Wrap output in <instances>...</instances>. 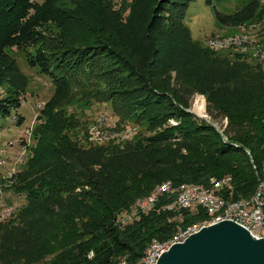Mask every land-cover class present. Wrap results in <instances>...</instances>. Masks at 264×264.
<instances>
[{"label": "trees", "instance_id": "trees-1", "mask_svg": "<svg viewBox=\"0 0 264 264\" xmlns=\"http://www.w3.org/2000/svg\"><path fill=\"white\" fill-rule=\"evenodd\" d=\"M58 1L46 0L51 12H59L54 8ZM186 4L173 3L174 18L155 15L154 24L165 22L155 27L160 35L151 37L159 42L158 71L138 79L137 100L131 103L133 112L140 109L154 130L170 119L180 123L136 138L124 148L102 145L84 150L64 135L68 123L60 121L49 138L41 139L27 170L17 175L18 187L29 194L28 204L16 218L5 221L7 217L0 216V264H139L154 242L170 241L181 230L212 217L202 207L169 210L175 194L159 198L148 211L140 209L138 202L159 185L171 181L176 188L209 187L231 176L237 201L221 195L223 180L215 184L227 202L254 194L258 178L250 159L264 178V60L257 56L258 63L251 65L238 57L231 63L193 42L181 23ZM39 9L37 0H0V64L5 62L3 50L18 45L34 28ZM258 11L254 1L232 16L217 13V18L222 25L242 27ZM171 47L178 54L168 66L162 58ZM67 55L71 62L76 59ZM186 58L203 73L197 67L183 69ZM124 68L128 74L145 69L137 64ZM68 74L67 69L54 77L56 92L44 110L49 119L60 117L53 113L71 95ZM196 93L206 97L213 123L192 113ZM0 113L10 115L5 106ZM225 119L226 140L214 126H223ZM125 215L130 220L121 219Z\"/></svg>", "mask_w": 264, "mask_h": 264}, {"label": "rangeland", "instance_id": "rangeland-1", "mask_svg": "<svg viewBox=\"0 0 264 264\" xmlns=\"http://www.w3.org/2000/svg\"><path fill=\"white\" fill-rule=\"evenodd\" d=\"M162 1L59 0L54 5L59 12L55 13L51 12L52 8L46 4V0H37L40 9L39 12L37 10L34 28L18 45L3 50L5 62L0 64V107L5 106L10 111L8 117L0 113V215L7 214L5 221L16 218L27 206L29 194L18 187L17 175L27 170L41 139L49 138L60 121L68 123L64 135L76 141L84 150L102 145L124 148L136 138L149 137L180 123L170 119L154 130L138 107L135 108L138 112H133L135 103L131 104L137 100L134 92L140 85L141 77L158 71L161 57L158 55L159 42L155 37L154 43L151 37L153 34L160 35V30L157 31L155 27L159 22L165 23L162 19L175 17L177 11L172 10L174 2L187 3L181 23L193 42L231 63H235L238 57H242L247 64L258 63L257 56L262 55L264 50V0ZM254 1L259 5L254 20L242 27L219 22L217 13L223 17L232 16ZM155 15L162 19L154 24ZM168 26L169 23L166 24ZM231 39L238 42L241 39L244 45L234 42L220 48V43ZM212 43L219 45L213 49ZM66 53L74 55L76 59L71 62L72 59L68 55L66 57ZM177 54L171 47L162 61L165 59L164 63L172 66ZM183 54L187 56L189 51L185 50ZM63 59L68 62L65 63ZM186 61L188 65L183 69L197 67L200 68L198 73H203L201 66L189 63L187 58ZM136 64L145 69L141 71L136 68L135 72L129 74L125 72L124 67ZM59 65L66 68L61 69ZM67 69L72 86L71 95L53 113H59L60 117L57 120L49 119L44 110L56 92L54 77L61 76ZM199 78L204 81L205 75ZM197 106L201 113L196 112ZM191 111L197 117L213 123L204 95L196 93L193 96ZM219 124H222L220 120ZM223 124L221 127L214 126L226 140L224 131L228 120L225 119ZM251 165L258 178L257 191L264 178L260 177L255 160ZM226 177L232 179L231 176H224L217 182ZM216 183L209 187L190 184L180 188L202 186L217 194ZM231 186L232 182L220 191L221 195L227 201H237L233 199ZM174 188L177 201L181 190L175 185ZM174 207L177 206L174 204ZM198 208L202 209L196 206L190 211ZM210 214L212 217L209 215L205 220L214 219L215 215ZM121 219L130 220L126 215Z\"/></svg>", "mask_w": 264, "mask_h": 264}, {"label": "water", "instance_id": "water-1", "mask_svg": "<svg viewBox=\"0 0 264 264\" xmlns=\"http://www.w3.org/2000/svg\"><path fill=\"white\" fill-rule=\"evenodd\" d=\"M157 264H264V239L232 221L202 229L162 255Z\"/></svg>", "mask_w": 264, "mask_h": 264}, {"label": "bare ground", "instance_id": "bare-ground-1", "mask_svg": "<svg viewBox=\"0 0 264 264\" xmlns=\"http://www.w3.org/2000/svg\"><path fill=\"white\" fill-rule=\"evenodd\" d=\"M242 39V38H241ZM241 39L236 41L230 40L226 41L224 43H220V48L224 46L232 45L234 42L239 43L241 46L244 45ZM219 44L214 45L212 43L211 48L214 49V47H217ZM236 45V44H235ZM264 52V50L262 51ZM261 54V51H260ZM259 55V54H258ZM261 59L264 60V53L259 56ZM196 112L201 113V109L199 106L196 107ZM204 111V110H203ZM202 115V114H201ZM248 154H250L248 152ZM251 163L254 164V161L251 160ZM231 178L227 177L224 178L222 181V185L224 187H227L231 183ZM263 184L264 181L261 180L259 183L257 191L254 193V196H252L248 200H242L240 202H227L222 196L219 194H216L214 192H211L209 189L202 187V186H193V187H182L179 189L181 190L180 194L178 195V200L175 202V205L178 208L181 209H192L193 207L199 206L204 209H207L210 213H213L215 215L213 220H205L202 223L195 224L193 226L188 227L184 231L179 232L173 239L167 242H154L152 246L147 251L145 257L141 260L140 264L144 263V259L146 257H152V264H157L159 259L161 258V253H155V252H164L165 248H170L174 245H176L177 241L178 244L185 242V240H179L180 237L186 235V232L190 231H196L197 229H202L209 227L210 225L218 224L219 222L224 221H231L237 222L238 225L242 226L241 219L239 218H231L232 215H239V217H248V214H250V210L254 209V206L259 201L260 196L263 192ZM178 191V190H177ZM175 191L174 184L171 182H166L163 185L157 187L155 192L147 199L140 200L138 202V207L142 209L143 211L149 210L153 204L157 201L160 196H166V195H173ZM177 195V194H176ZM142 201H144L142 203ZM169 210L173 208V205H170L167 207ZM125 264V263H124Z\"/></svg>", "mask_w": 264, "mask_h": 264}, {"label": "built area", "instance_id": "built-area-1", "mask_svg": "<svg viewBox=\"0 0 264 264\" xmlns=\"http://www.w3.org/2000/svg\"><path fill=\"white\" fill-rule=\"evenodd\" d=\"M0 216L5 217L7 216V214L5 213ZM231 218L241 219L242 227L245 228L247 231H249V233L253 237H255L258 240L264 239V184H263V192L260 196V199L254 206V209L250 210V214H248V217H239V215H232ZM202 229H197L196 231L186 232V235L180 237L179 240L186 241L191 235L200 232ZM176 244H178V241ZM170 249L171 247L165 248L164 252H155V253H161V257H162V255L168 252ZM143 264H152V257H146L144 259Z\"/></svg>", "mask_w": 264, "mask_h": 264}]
</instances>
